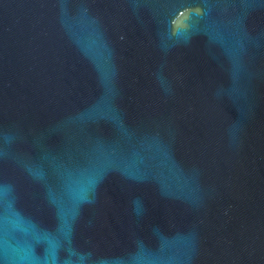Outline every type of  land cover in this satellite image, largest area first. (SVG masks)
<instances>
[{"label": "water", "instance_id": "water-1", "mask_svg": "<svg viewBox=\"0 0 264 264\" xmlns=\"http://www.w3.org/2000/svg\"><path fill=\"white\" fill-rule=\"evenodd\" d=\"M0 264H264V0H0Z\"/></svg>", "mask_w": 264, "mask_h": 264}]
</instances>
